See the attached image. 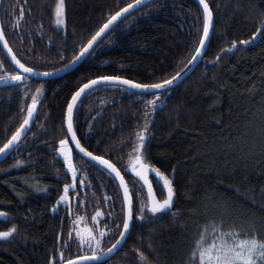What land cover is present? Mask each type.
<instances>
[{
  "label": "trees",
  "instance_id": "trees-1",
  "mask_svg": "<svg viewBox=\"0 0 264 264\" xmlns=\"http://www.w3.org/2000/svg\"><path fill=\"white\" fill-rule=\"evenodd\" d=\"M131 2L64 0L65 23L57 25V0H3L1 21L23 63L52 71L70 63L107 18ZM207 2L214 15L207 52L190 76L160 92L155 109L146 107L155 94L116 85L93 89L76 108L74 125L81 143L117 165L134 199V221L125 245L111 259L96 264H144L137 248L150 264H190L195 240L213 220L223 221L225 229L254 228L264 239V36L221 53L231 41L247 40L256 31L264 19V0ZM21 8L24 16L16 26ZM203 16L196 0H154L121 20L71 72L49 80L25 76L23 83L0 88L3 147L22 123L36 88L43 85L33 126L0 163V210L9 214L0 220V230L15 227L14 235L20 237L0 242V264H49L52 257L53 264H62L61 252L65 259L92 254L74 237L72 209L103 212L107 229L103 249L117 240L124 218L120 187L72 144L75 160L84 161L85 167L79 169L68 204L57 205L64 185L73 180L57 153L59 140L68 137L67 104L81 84L97 76L147 84L175 76L195 55ZM17 71L0 45V77ZM145 124L144 162L172 180L175 195L171 211H145L141 218V205L149 196L131 171V149ZM80 180L89 184L88 196ZM152 181L163 199L167 192L163 178L157 180L154 174ZM70 232L71 244L65 247Z\"/></svg>",
  "mask_w": 264,
  "mask_h": 264
},
{
  "label": "snow or ice",
  "instance_id": "snow-or-ice-1",
  "mask_svg": "<svg viewBox=\"0 0 264 264\" xmlns=\"http://www.w3.org/2000/svg\"><path fill=\"white\" fill-rule=\"evenodd\" d=\"M142 0H132L131 3L125 4L124 7L120 8L119 11L110 15L106 22L95 32L94 35L91 36L90 39L87 40L86 43H83L79 48V53L72 57V61H76L80 56L86 53L97 41V38L101 36L102 33H105V30L109 28L110 25L113 24L117 18L121 17L123 13H126L129 9H132L135 5L141 4ZM198 3L203 5V35L199 39V46L195 48V53L200 54L202 48L206 45L207 39L210 37V26L212 23L213 13L207 0H198ZM64 9L65 3L64 0H57L55 6V17L56 24L62 25L65 23L64 21ZM24 16V9H20V17L15 21V25L19 26L20 19ZM257 34L264 36V19L261 20L260 26L256 28V31L252 33V35L247 40H242L237 42L236 40L231 41V45L227 49H221V53L226 50L234 49L238 43L247 45L253 39L256 38ZM0 41H3L4 47L7 48L9 53H12V59L19 66L20 69H23V73L20 71L15 72L14 74L9 73L7 77H0V81H6L11 79L12 81L23 83L26 79L25 73H34L38 70L32 67H29L27 64L23 63L19 58H17L16 54L12 52V49L8 46V41L5 38V29L2 24H0ZM219 55H217V59H219ZM63 58V57H61ZM197 59V55H193L192 59L189 61L191 64L193 61ZM71 63V61H70ZM63 67H68V65H63ZM187 67V65H185ZM52 71H56L53 69ZM43 75H49L48 72H44ZM181 75V72H176L175 76L169 77L168 79L160 80L158 83H137L135 80L125 79L122 76H97L95 79H89L86 83L81 84L80 87L72 94L71 100L67 104V113H66V123L67 128L66 131L71 133L70 137H66L64 139L59 140L60 147L58 148V152L62 154L63 160L67 164V168L71 170L73 176V184H65L63 194L59 197L57 201V205L61 202H68L69 200V191L75 190V181L77 175V168L73 162L72 151L68 145V140L71 139L75 141V147L79 149L81 153H84L87 157H91L95 161L100 162V164L106 166L107 169H111L113 173L117 177H119L120 184L123 186V200L127 203V214L123 218L122 224L124 231L120 232V236L124 237L127 230L130 228V221L133 219V200L132 194L129 191L128 184L124 179V176L121 174L120 169L117 167L115 163L111 160L106 159L104 155H94L92 152L88 151L87 148H84L80 140L76 136V132L73 127V109L77 103L78 98L81 96L85 90L91 88L94 85H97L98 82L101 81H118L122 82L124 85H129L136 89H152L155 90V95L153 98L146 103V107L151 105L152 109H155L159 102L160 91L164 89L165 86L174 82V80ZM43 89V85H40L36 88L35 94L31 96V103L28 104L27 114L24 116L22 123H20L19 127L16 128V131L12 133L11 138L7 140V142L0 147V154H4L9 150L15 142L20 140L22 130L30 123V120L33 117V113L37 109V104L39 103V94ZM28 95L27 92L24 93ZM148 125L145 124L144 127L138 130L135 134V145L131 149V171L136 173L137 177L143 180V183L148 187V203L141 205V218H143V214L145 211L150 212L151 214L156 213H165L171 211V206L174 202V186L172 180L169 179L167 175L160 171V169H155V175L157 180L163 178L162 188H166L167 192L163 199H159L154 190L152 182L149 180L148 172L150 169V165L144 163L146 157L144 156L143 149L148 138L147 133ZM17 163H23V161H18ZM85 182L81 180V184L83 185ZM90 183V182H89ZM109 198L105 195V200L107 201ZM57 205H53V209L57 207ZM5 215V213L0 212V216ZM97 216H102L103 212L97 210ZM93 219H96L94 216ZM211 228L209 229V224H205L198 235V238L195 240V247L192 249L189 255L190 264H264V239L259 238L258 234L255 232V229L245 230L242 228H237L235 226L229 227L225 229L223 227V221L217 223L215 220L209 222ZM16 231L15 227L9 228L6 231H0V238H7L12 235ZM105 234V231L101 229L98 234H95L91 229L87 230L86 233L77 232L76 236L79 237V242L81 244L87 243L89 246L95 244L99 246L101 244L102 238ZM72 239V233H69V240L65 241V247L70 246ZM115 245H113V248ZM112 248L103 249L100 248V252L111 253ZM139 257L144 261V264H150L148 257L144 252L140 251V249H136ZM59 257L62 261V264H73L71 259H65L63 252L59 253ZM56 257H52L50 259L49 264H53V261ZM97 257V248H92L91 256H78L76 257L77 261H96Z\"/></svg>",
  "mask_w": 264,
  "mask_h": 264
},
{
  "label": "water",
  "instance_id": "water-1",
  "mask_svg": "<svg viewBox=\"0 0 264 264\" xmlns=\"http://www.w3.org/2000/svg\"><path fill=\"white\" fill-rule=\"evenodd\" d=\"M2 1L3 0H0V24H2V21H1V6H2ZM152 1L154 0H142V3L141 4H138V5H135L132 9H129L126 13H123L121 15V17L117 18L116 21L113 22L112 25L109 26L108 29L105 30V33H102L100 37L97 38V41L94 42L93 46L86 52L84 53L82 56H80L76 61H71V63L67 64L68 67H62V68H59V69H56V71H37V72H34V73H25L24 75L25 76H30L32 78H35L37 80H49V79H55V78H59V77H62L64 76L66 73H69L71 72L72 70H74L75 68H77L80 64H82L88 57L89 55L92 53V51L96 48V46L105 38V36L121 21L123 20L125 17H127L128 15L132 14L133 12L139 10L140 8L146 6L147 4L151 3ZM198 2V0H196ZM203 10V5L199 4ZM210 7V6H209ZM204 12V11H203ZM213 28H214V17H212V23H211V26H210V37L207 39L206 41V45L202 48L201 50V53L200 54H196L197 55V59L195 61H193L191 64H187V67H184L181 71V75L179 77H177L173 83L165 86L164 89H161L159 90L160 92H163V91H166V90H169V89H172L174 87H176L178 84H180L182 81H184L190 74H192V72L196 69V67L199 65V63L202 61V59L204 58L206 52H207V49H208V46H209V43H210V40H211V37H212V32H213ZM6 38V37H5ZM259 39V34H257L256 38H255V42L256 43ZM250 44V43H249ZM0 45L2 47V49L4 50V52L6 53L8 59L10 60V62L14 65V67L23 73V69H20L19 66L15 63V61L12 59V53H9L7 48L4 47V44H3V41H0ZM248 45V44H247ZM8 46L10 47L9 43H8ZM11 48V47H10ZM12 49V48H11ZM12 52L13 49H12ZM18 58V57H17ZM44 72H48L49 75L45 76L43 75ZM127 79V78H125ZM18 82L16 81H12L11 79H8L6 81H0V88H3V87H7V86H11V85H14ZM138 83V82H137ZM105 85H116V86H121V87H125L127 89H130L132 91H135V92H138V93H143V94H155V90H152V89H136V88H133L129 85H124L122 82H118V81H101V82H98L97 85H94L92 86L91 88L85 90L84 93L81 94V96L78 98L77 100V103L76 105L74 106V109H73V127H74V115H75V111H76V108L78 106V104L81 102V100L90 92L92 91L93 89L95 88H98L100 86H105ZM38 105L39 103L37 104V108H38ZM67 113V112H66ZM36 114H37V109L36 111L33 113V117L32 119L30 120V123L22 130L21 132V137H20V140L15 142L14 145L9 149L7 150L6 153L4 154H0V163L1 162H4L5 160H7L12 152L16 149V147L18 146V144L27 136L29 130L31 129V127L33 126L34 124V121H35V118H36ZM66 128H67V123H66ZM74 130H75V127H74ZM76 132V131H75ZM67 135L68 137L71 136V133L67 132ZM76 136L78 138V135L76 133ZM79 139V138H78ZM70 142L72 143L74 149L76 150V152L82 156L83 158H85L86 160L96 164V165H99L101 166L102 168L106 169L117 181L119 187H120V190H121V193H122V196L124 195L123 193V186L120 184V180H119V177H117L115 175V173H113L111 171V169H107L106 166L100 164V162L98 161H95L94 159H92L91 157H87L84 153H81L79 151V149H77L74 145H75V141L69 139ZM80 140V139H79ZM81 143V141H80ZM81 145L84 147V145L81 143ZM86 148V147H84ZM89 151V150H88ZM94 154V153H93ZM96 155V154H94ZM145 163V162H144ZM148 164V163H146ZM121 171V170H120ZM154 170L152 167H150L149 169V172H148V177H149V180L152 182L151 180V175L153 174ZM121 174L124 176V174L122 173L121 171ZM136 175V173H135ZM137 176V175H136ZM139 178V177H138ZM124 179L125 181L127 182L125 176H124ZM142 182L143 180L141 178H139ZM128 184V182H127ZM144 184V183H143ZM146 189H147V193H148V187L146 184H144ZM152 185H153V182H152ZM128 188H129V191L130 193L132 194L131 190H130V187H129V184H128ZM153 190L156 194V191H155V188H154V185H153ZM157 196V194H156ZM158 197V196H157ZM132 200H133V211H134V199H133V195H132ZM124 217L126 216L127 214V203L126 201H124ZM0 212H3L5 213V215H2L0 216V220H7L8 219V212L6 211H3V210H0ZM133 221H134V214H133V219L130 221V228L127 230L126 234L124 237H121L119 235V237L117 238V240L109 247V248H112V252L111 253H106V252H101L99 254H97V257L98 259L96 261H77L76 258L74 259H71L73 261V264H96V263H101V262H104V261H107L109 259H111L113 256H115L117 254V252L125 245L127 239H128V236L130 234V231L132 229V226H133ZM122 231H124V229H122ZM12 235H10L9 237L7 238H0V241H3V240H7V239H10ZM113 245H115V247L113 248ZM107 248V249H109ZM85 256H91V255H85Z\"/></svg>",
  "mask_w": 264,
  "mask_h": 264
},
{
  "label": "rangeland",
  "instance_id": "rangeland-1",
  "mask_svg": "<svg viewBox=\"0 0 264 264\" xmlns=\"http://www.w3.org/2000/svg\"><path fill=\"white\" fill-rule=\"evenodd\" d=\"M59 147H60V145H59ZM67 147H69L71 149V151H72V158H73V162H74V164H75V166L77 168V175H78L79 169L82 168V167H85V163L81 159H79V161H76L75 160V155H74V152H73V147H72L71 143L69 142V140H68ZM57 153L63 159L62 154H60L59 152H57ZM65 165H66V169H67L68 173L70 174L71 178L73 179L72 172H71V170H69L67 168L66 162H65ZM77 175H76V178H77ZM88 182H90V181L88 180ZM72 184H73V180H72V183L70 185H72ZM63 191H64V189H63ZM81 200H83V199H81ZM68 202H66V203L68 204ZM62 203H65V202H62ZM84 205H85V202H82V206H84ZM69 211L71 212L70 214L73 213L72 211H75V213L72 215L73 229H74L73 234H74L75 239L76 238L78 239V242H79V237L76 236V233L77 232L86 233L87 230H89V229H91L95 234H98L101 229H103L105 231V233L107 232L106 227L102 224V218H103L104 215L97 216L96 215L97 212L91 214V211L90 210H83L84 212H79L77 210H73L72 209V211L71 210H69ZM94 216L96 217V219H93ZM14 237L15 238H18V239L20 238L18 235L17 236L14 235L13 238ZM80 245L83 248H86L87 251H91V252H92V248L95 247V248H97V253H100L99 249L102 248V241H101V244L99 246H96L95 244H93L92 246H89L87 243H84V244H81L80 243ZM87 255H89V254H87Z\"/></svg>",
  "mask_w": 264,
  "mask_h": 264
},
{
  "label": "flooded vegetation",
  "instance_id": "flooded-vegetation-1",
  "mask_svg": "<svg viewBox=\"0 0 264 264\" xmlns=\"http://www.w3.org/2000/svg\"><path fill=\"white\" fill-rule=\"evenodd\" d=\"M77 180V179H76ZM80 184H81V180H80ZM70 185V184H69ZM75 185H76V181H75ZM89 184H87L86 182L83 184V188H82V190H83V192H85V195L86 196H88L89 195V193H88V186ZM75 188H76V186H75ZM71 191H73V190H70L69 191V196H71V194H70V192ZM74 195H77L76 193H74ZM84 194L83 195H81V199H83V197L85 196ZM69 210H71V209H69ZM0 242H3V241H0Z\"/></svg>",
  "mask_w": 264,
  "mask_h": 264
},
{
  "label": "bare ground",
  "instance_id": "bare-ground-1",
  "mask_svg": "<svg viewBox=\"0 0 264 264\" xmlns=\"http://www.w3.org/2000/svg\"><path fill=\"white\" fill-rule=\"evenodd\" d=\"M211 8V7H210ZM213 13V12H212ZM213 17H214V15H213ZM57 26V25H56ZM212 34H213V32H212ZM5 37H6V35H5ZM212 38V37H211ZM7 39V38H6ZM8 41V40H7ZM211 41V40H210ZM9 43V42H8ZM210 44V43H209ZM10 45V44H9ZM11 47V46H10ZM209 47V46H208ZM15 53V52H14ZM6 54V53H5ZM17 56V55H16ZM69 64V63H68ZM67 65V64H66ZM62 68V67H61ZM191 75V74H190ZM189 75V76H190ZM75 116V115H74ZM74 127H75V125H74ZM76 131V130H75ZM9 215V214H8ZM118 253V252H117ZM90 255H92V254H90ZM83 256H85V255H83ZM114 257V256H113Z\"/></svg>",
  "mask_w": 264,
  "mask_h": 264
}]
</instances>
